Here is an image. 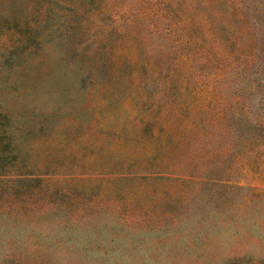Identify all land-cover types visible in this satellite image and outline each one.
Returning a JSON list of instances; mask_svg holds the SVG:
<instances>
[{"label": "rangeland", "instance_id": "rangeland-1", "mask_svg": "<svg viewBox=\"0 0 264 264\" xmlns=\"http://www.w3.org/2000/svg\"><path fill=\"white\" fill-rule=\"evenodd\" d=\"M0 264H264V0H0Z\"/></svg>", "mask_w": 264, "mask_h": 264}, {"label": "trees", "instance_id": "trees-1", "mask_svg": "<svg viewBox=\"0 0 264 264\" xmlns=\"http://www.w3.org/2000/svg\"><path fill=\"white\" fill-rule=\"evenodd\" d=\"M15 123L8 112L0 108V173L4 171L2 166L3 160L8 157L14 160L19 154V150L15 144V129H13Z\"/></svg>", "mask_w": 264, "mask_h": 264}]
</instances>
